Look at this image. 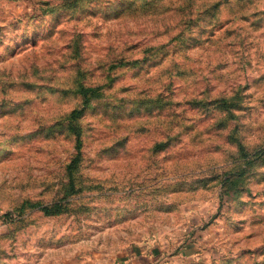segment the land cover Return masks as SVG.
I'll return each instance as SVG.
<instances>
[{"label":"rangeland","instance_id":"obj_1","mask_svg":"<svg viewBox=\"0 0 264 264\" xmlns=\"http://www.w3.org/2000/svg\"><path fill=\"white\" fill-rule=\"evenodd\" d=\"M0 264H264V0H0Z\"/></svg>","mask_w":264,"mask_h":264},{"label":"trees","instance_id":"obj_2","mask_svg":"<svg viewBox=\"0 0 264 264\" xmlns=\"http://www.w3.org/2000/svg\"><path fill=\"white\" fill-rule=\"evenodd\" d=\"M121 64V63H119ZM90 90V87H81L80 88V91H82L84 94H86L88 91ZM89 98L88 97H85V102H88ZM45 211L47 213H56L57 212V209L54 211L53 209H49L47 207H44Z\"/></svg>","mask_w":264,"mask_h":264}]
</instances>
